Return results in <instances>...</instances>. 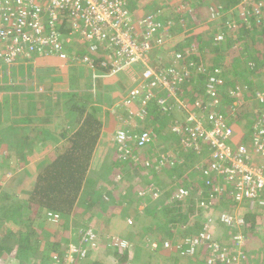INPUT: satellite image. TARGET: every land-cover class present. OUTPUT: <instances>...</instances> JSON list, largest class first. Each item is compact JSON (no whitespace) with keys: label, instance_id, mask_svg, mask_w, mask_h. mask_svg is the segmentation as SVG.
<instances>
[{"label":"trees","instance_id":"trees-1","mask_svg":"<svg viewBox=\"0 0 264 264\" xmlns=\"http://www.w3.org/2000/svg\"><path fill=\"white\" fill-rule=\"evenodd\" d=\"M260 2L261 0H174L173 3L168 2V4L164 6V9L153 13L162 25L159 36L163 37L164 41L175 34L177 35L180 33L184 35L186 46L181 44L183 48H178L175 53H181L183 55L182 59H179V66H182L185 70L187 69L189 74L198 73L197 80L199 83L197 84V91L199 94H204L205 85H208L207 81L209 77L214 74V69L219 68L222 71V76L225 80L223 84L225 91L221 93L223 99H220L221 104L217 111L223 115L226 125L235 129L237 141L230 140V145L233 148L235 142L237 145L246 144V141H249L250 134L254 132L253 122L242 123V121L250 119L254 115V112L252 113L251 111V104L257 108L256 110H258L259 104H264L260 103L257 94L259 92H264V7L260 9ZM182 5L186 7L180 10L179 8ZM210 9H212L215 13L214 15H216L212 20H208ZM199 10L203 12L205 15L204 17L201 16L202 12H199ZM214 25L215 29H212ZM218 25L221 26L219 29H226L220 32L225 36L224 40L221 42L215 41V36L219 33V29H217ZM66 26L68 28L65 31L68 34L70 25L65 24L64 27ZM227 29H232V31ZM137 33L140 36L142 30L140 31V29H137ZM141 40L142 37H138L137 42L139 43ZM191 44L196 45L195 50L191 47ZM72 48L73 50H68L73 51L74 55L77 56L78 52L75 53V47ZM160 52L161 50L158 48L153 49L151 57ZM86 53L87 52H82V57H84ZM176 55L177 54H172L175 60ZM210 58L214 59L212 60V64L208 62ZM95 60L93 66L111 75L113 67L109 62L107 66H103L102 63H98L99 61L102 62L101 60L97 58ZM70 61L73 60L70 59ZM192 61L196 62L198 66L203 67L206 71L202 72L199 71L198 68H191L189 63ZM171 63L172 61H170L169 65H171ZM196 69L198 72L194 71ZM123 74L125 73L120 72L112 75V78L121 75V80L125 82L127 77L123 76ZM250 76L253 83L248 81V77ZM192 78L194 79L195 77L191 75L189 79ZM231 91L236 92V94H231ZM73 94L74 93H71L69 96ZM239 100H241V106L236 111L233 107V103ZM67 102L72 117L70 119L72 123H69L70 126H67L64 131L65 134L68 132L71 133L66 139V143L63 145L64 149L50 150L48 164L39 170L31 193L24 195L22 198H19V200L7 194L1 197L0 207L2 206L3 209L7 211V218L10 220L16 218L17 220H14L16 223H28L29 226L32 225L31 216L33 217L32 214L35 213V216H38V214L41 215V219H43L42 223L45 224L47 222V215H44L42 213L43 211L46 212V214L49 212V219L54 221V216H58L57 220H62L63 218L67 219L66 217H70L72 214L79 219L81 212L87 209H89L91 213H96L97 206H100V211L106 209V207L100 204L103 199L99 200L94 197L93 194H90V191H96L97 183L88 176L94 155H98L97 153L102 150L98 143L104 127L102 122V110L99 108L96 110L88 108L91 102L82 106L79 105L82 103L71 102V100ZM138 102L140 105V101ZM256 102L259 104H256ZM158 107L159 105L156 97L150 100L146 105L149 115L154 116L156 112L166 114V112H163L161 108ZM55 113H58L57 116L59 115L58 111H52L51 115L53 116ZM209 115L210 113H208L205 118L206 123L210 122ZM169 117L170 115L167 117H155L156 122L154 128L157 130L155 129L156 131H153L156 136L157 134L161 136L164 132V129L168 125ZM53 119L54 118L48 117L45 119V122L48 123L50 120L53 121ZM56 119L58 124L59 118ZM27 120L28 121L25 122L29 124V126L25 128L29 127L30 130L35 128L33 125L37 126L42 122L39 116H30ZM235 122H237L238 125L237 129L234 127ZM184 127L185 124L182 125V128ZM169 135L172 139L171 141L175 145L174 148L178 154L177 157L169 158V161L165 164L159 165L161 157L157 156L154 159V166L153 164H151V166H146L144 162L136 163L131 159L125 160L122 159L119 154L114 153L112 164L105 170L101 178L102 180L104 179L103 181L106 183L108 176L110 177L114 173L113 180L110 182V184H112V188L109 191L110 199L115 202V204L121 200L122 207L118 206L121 216L129 217L135 215V224L133 222V225L128 226L126 230V234H129L128 236L131 235L130 238L127 239L128 242L125 241L122 247L119 245L120 248L118 247L113 250L117 264H129L131 261L129 253L132 248L135 249L133 256L134 258L136 257L137 260L140 251L138 246H147L145 241L148 237H155L158 240H162L164 238L163 235L168 237L172 234L171 231L174 230L177 223L180 225L187 223L189 218L196 211L197 203L201 199L210 198L209 192H211V187L208 186L207 179L199 172H196L194 167L196 164H202L203 159L207 158L212 151H207V146L203 148L204 150L200 154L194 146L185 150L181 142L184 132H171L170 129ZM29 139L35 140L32 136L29 137ZM168 140L169 139H165L166 142H169ZM144 155H146V153ZM150 155L151 154L147 152V156L144 157V159H148ZM177 158L183 162H177ZM6 167L10 169L9 165ZM161 167L163 168L161 169ZM2 168L4 167L2 166ZM133 170L139 175L134 177L131 176L130 174H132ZM149 175L150 178L151 175H153V177L158 176L155 184L151 183L150 178L146 180L145 177ZM221 183L222 182H219L217 184L223 186V183ZM116 185H121L120 190ZM153 187L155 192L162 193L161 197L157 199L149 198V196L146 195L137 197L139 191H143L144 194H147V192L152 194L151 191ZM180 189L189 190L190 196L184 200L176 198L175 195ZM114 192H118L120 198H117ZM230 201L231 200L227 199L224 201L219 200V207L225 208L227 203H230L228 208L235 209L236 204ZM144 202H147L148 205L143 211H140L138 209L139 205ZM86 206H89V208ZM29 208L35 211H31L30 213ZM76 208H78V211ZM90 208L92 210H90ZM50 214L53 216L51 217ZM146 217H152L151 224L146 226L138 222L140 218L145 220ZM242 217L245 219V233L249 232L250 238L252 234L256 233V229L259 230L257 224L258 215L244 211ZM77 224L82 226V219H79V223L77 221ZM161 225L166 226V229L160 231ZM134 227H137L139 231L133 232L130 230ZM230 229L231 228H229V230ZM232 229L233 230H230L231 234L235 236V227ZM85 230L88 229H84V231ZM93 230L95 232V229ZM4 232L5 236H0V257L4 259L1 260L0 258V263L12 257L26 259L27 262H31L30 264H65V249L59 247L57 245L58 243L55 241L51 243L52 248L49 249L43 257V260L41 262L37 261L35 255L44 254V252L42 253L43 250L41 251V246H43L44 243L41 242L40 244L37 242L39 244H37V249L33 252H30L31 249L29 245L30 242L32 243V239L38 238V234L40 233L37 232V230L32 229L25 233H19L18 235H15V233L8 229H5ZM194 232H196V230L193 228V230L181 232L180 236L185 237L189 234V237H193V234H195ZM231 234L230 236H232ZM54 235L56 240H60V233H54ZM233 236L229 238L232 239ZM4 239H10L12 243L6 245L3 243ZM99 239L100 238L97 236L96 241L98 242ZM219 240L222 241L221 239ZM232 241L234 244V238ZM176 247L177 246H173L172 248L176 249ZM204 250L207 249L203 248V251ZM175 251L178 253L177 249ZM203 253H205V251ZM205 255H208V253L203 254V256ZM185 256L186 254L178 253L176 258H173L171 261L175 264H178L180 261H189ZM203 260L204 259L201 261ZM80 261L81 260L77 258V264H79ZM168 261H170V259ZM173 262L171 264H174ZM87 264L111 263H100L98 261L89 260ZM216 264L220 263L216 262Z\"/></svg>","mask_w":264,"mask_h":264},{"label":"built area","instance_id":"built-area-1","mask_svg":"<svg viewBox=\"0 0 264 264\" xmlns=\"http://www.w3.org/2000/svg\"><path fill=\"white\" fill-rule=\"evenodd\" d=\"M130 1L0 0V67L12 66L20 60L30 61L33 56L75 61L77 56L68 49L78 44L85 45L90 54H98L101 48L112 49L108 56L113 67L111 76L124 72L134 84L118 105L121 104L129 110L130 120L141 125L138 130L117 129L108 147L122 159L144 162L146 166H151L148 159L136 154L137 150L151 145L156 137L155 132L145 126L150 118L146 105L156 97L158 105L165 110L169 100L176 99L178 86L184 84L192 73L189 74L187 69L179 66V59L183 57L181 53H175L176 60L173 59L171 65L161 57L154 64L156 67L152 65L155 61L151 57L153 49L161 50L165 43L164 38L159 36L162 25L156 15L147 14L141 20L142 40L138 43L140 36L128 9ZM65 24L70 25L68 34ZM218 38L222 39V35ZM193 49L195 50V46ZM95 61L90 55L83 57V62L90 67H93ZM137 65L142 66L141 74L135 69ZM189 65L199 71H206L194 61ZM222 78V71L219 68L214 69V74L209 77L205 87L208 100L199 98L194 101L198 113L188 109L185 102H180L187 112L183 123L185 127L182 128L183 124L177 123L172 131L184 132L181 142L186 148L194 146L199 154L206 146L212 151L211 163L198 167L211 187L210 201L202 200L199 203L200 211L214 213L216 200L230 199L236 204V212H264V120L257 123L246 144L233 148L230 145L233 130L226 125L223 115L217 111L221 104L220 92L224 88L225 80ZM231 94L234 95L235 92ZM258 96L263 102L262 94ZM239 105V101L233 103V107ZM205 112L210 113L209 123L205 122ZM169 158L170 155H162L159 165L165 164ZM214 180H222L223 186L214 183ZM140 195L145 194L140 192ZM189 196L187 189H180L175 195L182 200ZM243 205L245 208L241 209ZM233 211L212 214L198 236L178 244L176 249L181 254L197 256L201 249L206 248L209 252L207 264H239L235 257L231 263L227 247L222 246L220 240H214L210 231L211 225L216 221L226 228L244 225V217L239 218V213H232ZM54 219L57 220L58 216H54ZM81 233L86 247L71 245L65 252V264H77V258L85 260L92 248L95 249L94 230L90 228ZM244 241L243 235L234 236V244L241 246ZM118 244L122 247L124 242Z\"/></svg>","mask_w":264,"mask_h":264},{"label":"crops","instance_id":"crops-1","mask_svg":"<svg viewBox=\"0 0 264 264\" xmlns=\"http://www.w3.org/2000/svg\"><path fill=\"white\" fill-rule=\"evenodd\" d=\"M133 6V11L137 12L140 10V5L136 2ZM151 8H148L147 10H144L143 12L139 13L143 14L144 16L148 13H156L159 10H162L163 8L160 6L158 7L155 3H150ZM146 12V13H145ZM145 13V14H144ZM140 22V21H139ZM138 22V23H139ZM136 23V29H140V31H143V27L139 26V24ZM212 29L213 28L212 26ZM182 34H175L172 36L171 44H170V50L172 53H169V56L171 61L173 59L172 54H175L176 50L178 48H183L181 46L182 41ZM181 42V43H180ZM213 45V44H211ZM214 46V45H213ZM75 47V46H73ZM215 47V46H214ZM73 50V48H71ZM110 50L106 48H101L97 53L90 54L87 47L85 45H79L75 47V53L77 54V61L74 63H68L67 61H63L58 58L53 57H39V56H33V58L30 61L26 60H20L16 64L10 66V65H3L0 67V189L2 190L0 194V200L1 197L4 194H7L8 196H14L16 198H20L19 194L17 192H20L21 194L26 195L31 193L33 186L35 185V179L37 177V174L39 173V170L48 164V156L46 160L41 161L38 163L37 167L34 165V169L29 171V168L25 167L29 166V159L37 158L39 155L46 156V153L49 155L51 149H64L63 145L66 143V139L71 135L70 132L67 134L64 133L65 128L67 126H70L69 123H72L70 120L71 113L69 112V106L67 105V101L71 100V102L75 103H82L79 104L80 106L89 104L88 108H92V110L101 109L103 113V124L104 127L102 129L101 138L99 140V146L103 148L102 146V137L104 136V132L109 131V133L113 134L120 126V124L117 122V119L115 118L116 114H121V109H125L121 104L118 105L122 101V98L130 91V89L134 86V84L131 82L128 76L123 74V76L127 77V80L123 82L120 78V76L116 78H112L113 76L106 73V71H103L102 69H98L97 67L93 66L90 67L87 65V63L83 62V55L82 52H87L85 55H90L94 59H99L102 62H98L99 64L102 63L103 66H107L108 62H110L109 59V52ZM73 52V51H72ZM154 57V56H152ZM155 66L154 64H152ZM156 67V66H155ZM198 72V70H194ZM195 78L188 79L189 82L184 84L181 87V90L179 91L181 100L188 104V106L192 105V99L193 96L198 94L200 97L203 98V94H199L197 91V84L198 82V73L192 74ZM251 76L248 77V81H251ZM253 83V82H252ZM264 84V82H263ZM196 85V87H195ZM257 85V84H254ZM195 88V89H194ZM92 90V92H91ZM74 93L73 99L72 96H69V94ZM79 95H78V94ZM190 98V99H189ZM84 102V103H83ZM54 109V110H52ZM254 109V114L255 110ZM59 112L55 113L53 116L51 115V112ZM258 111V110H256ZM47 113V115H46ZM185 113V115H183ZM181 114L182 120L186 116V112L176 108H173L171 112L166 111L165 113L162 112H156L147 120L145 126L147 128H150L151 126L154 131L157 129L154 128V124L156 122L155 117L160 116H168L169 120L173 119L177 121L178 115ZM34 116H39L42 119V122L39 123V125L35 127L33 130H30V128H25L29 126V124H26L25 121H28L29 119ZM48 117L54 118L53 121H49L48 123L45 122V119ZM254 115L251 117L252 120L254 119ZM59 118V123L57 124V119ZM111 119V126L106 127V120L105 119ZM168 119V118H167ZM115 122V125L113 124ZM127 125V124H124ZM159 128V127H158ZM156 129V130H155ZM107 133V134H109ZM40 134V135H39ZM39 135V136H37ZM165 135V132L162 133V136ZM34 137L35 140L29 139V137ZM160 140V135L156 136V138L153 141L152 146H148L143 150H137L136 154L146 157L147 152H149L151 155L149 156L148 160H154L156 156L163 152L170 151L165 150V148H162L161 143L159 144L158 141ZM34 145V146H33ZM166 146V145H165ZM150 148V149H149ZM149 149V151H148ZM39 152V154H38ZM146 153V155H144ZM174 154V152L172 153ZM175 155V154H174ZM176 153V157H177ZM152 157V159L150 158ZM38 159V158H37ZM178 159V158H177ZM179 163L183 162L182 160L178 159ZM9 165L10 169H8L6 166ZM182 165V164H180ZM2 166L4 168H2ZM163 167H161L162 169ZM9 173L12 174L10 179V185L12 184L14 189L9 186V184L3 188L1 184H4L2 181H4V177H8ZM10 176V175H9ZM88 177V176H87ZM12 178V179H11ZM14 178V179H13ZM146 180L150 178V175L145 177ZM151 183L155 184V182L158 179L157 177H153L151 175ZM2 182V183H1ZM2 186V187H1ZM139 191L137 193V197L140 196ZM152 194H145L146 196H149V198L157 199L162 196V193L155 192L154 187L152 189ZM150 192V193H151ZM175 194V193H174ZM145 197V196H143ZM165 197V196H163ZM174 197V195H173ZM147 198V197H146ZM143 199V198H142ZM1 205V204H0ZM147 202H144L143 204L139 205V210L143 211L146 206ZM2 207V206H1ZM0 207V209H1ZM7 209V208H6ZM78 208H76L77 210ZM31 211H35L33 209H30ZM3 213L1 215L2 218L6 220L9 224L14 225V228L7 227L6 229L12 231L15 233V235H18L19 233H22L25 231L34 230L32 225L29 226L28 223H16L14 220H10L7 218V211L5 209L2 210ZM10 212V211H9ZM242 212V211H241ZM247 212V211H245ZM29 213V211H28ZM44 215H47V222L49 225L46 227L47 231L42 234V236H39L37 239H32V243L30 242V252H33L35 249H37V244H41V242L44 243L43 246H41V251L43 247L51 249V243L55 241L58 243L57 245L66 252L69 250L71 245H76L81 248H85L86 244L83 241V234L81 232L84 231V229H90V226L88 227H80L77 222L74 221V217L78 220L77 216H74L73 214L70 217H66L67 219H60V220H50L49 219V212H42ZM250 214H256L258 215L257 219H263L264 213L262 211L260 212H249ZM34 214V213H33ZM118 214V213H117ZM74 216V217H73ZM260 216V217H259ZM0 217V218H1ZM238 217L243 219L241 213L238 214ZM127 217H123L119 214L118 217H108L106 220L107 224L110 226V229L116 228L118 232H123L128 228V226L133 225L130 224L129 220L126 219ZM65 220V221H64ZM205 220V219H204ZM202 216L199 209H196L194 214L189 218L187 223L185 224H176L174 227V230L177 231H189V230H196L193 234L194 237L198 236L199 233L202 230ZM245 220V219H244ZM68 221V222H66ZM245 222V221H244ZM45 223V225H46ZM64 223V224H63ZM68 223V225H67ZM223 230V226L220 225ZM82 228V229H81ZM161 228L163 230L166 229V226L161 225ZM230 230H233L230 227ZM259 231L263 232L264 235V225H258ZM81 229V230H80ZM227 230L226 233L217 231V236H220V239L222 240L221 244L224 247H227L229 257L231 258V263H233V257L236 258L237 263L239 264H264V241H261V243L257 242V234H252V236L249 238V232H246V226L241 225L239 227L235 226V236L241 234L245 237V241L241 246L237 244H233L232 239L234 236L231 234V231L229 228H224ZM80 230V231H79ZM172 230L171 232H174ZM230 232H229V231ZM79 231V233H78ZM109 231V230H108ZM74 232V233H73ZM54 233H60V240H56L54 237ZM229 233V235H228ZM230 234L233 236L232 239L229 237ZM40 235V234H39ZM75 235V236H74ZM96 239L97 240V234ZM113 234L107 236L109 237L112 242V238L116 237L112 236ZM125 234H121V239L123 242L127 241L126 238H124ZM180 236V235H179ZM190 235L187 237H179L173 236L172 234L168 237L163 235L162 240H158L155 237H148L146 239L147 246L146 249L149 250L148 257L150 260V264H167L172 263L173 258H176L178 253H176V249L172 248L173 246H177L180 243H183L186 238H190ZM69 237L71 238L72 242H70ZM259 238V237H258ZM76 239V240H75ZM75 240L76 242H74ZM101 239L99 241H96L95 244V250L99 253L97 258L94 259V261H98L100 263H111V253L109 254L106 250H101ZM121 241V242H122ZM39 242V243H37ZM128 242V241H127ZM100 245H99V244ZM247 246V250H246ZM111 247L114 249L118 248L119 245H111ZM120 248V247H119ZM125 249V248H124ZM230 249V250H229ZM132 250H135L132 248ZM40 251V252H41ZM44 251V250H43ZM42 251V252H43ZM131 251V249H130ZM178 251V250H177ZM94 252V249L90 251V254L88 255V258L90 255ZM134 253V251H133ZM46 255L44 253L41 255L38 259L41 262L43 260V257ZM114 256V253L112 254ZM130 258H132L131 253H129ZM112 256V257H113ZM209 256V253H208ZM1 260L4 259L3 257H0ZM93 258L90 257L87 260H81V264H86L89 260ZM16 258H12L14 260ZM170 259V261H168ZM25 260V259H23ZM132 260V259H131ZM4 261V260H3ZM83 261V263H82ZM194 256L191 258V262H194ZM117 263V261H115ZM200 260L198 262L195 261V264H199ZM201 264V263H200ZM225 264V263H221Z\"/></svg>","mask_w":264,"mask_h":264},{"label":"rangeland","instance_id":"rangeland-1","mask_svg":"<svg viewBox=\"0 0 264 264\" xmlns=\"http://www.w3.org/2000/svg\"><path fill=\"white\" fill-rule=\"evenodd\" d=\"M133 1H135L136 3H138L140 5V10L137 11V12H134L132 14V16L134 18V21L136 20V22H138L139 19H143L145 17L143 14H140V15H138V14L141 13V12H143L144 10H147L148 8H151L150 3L151 4L152 3H155V4H157L158 7L161 6L164 9V6L166 4H168V2L169 3H173L174 2V0H133ZM184 7H186V6L182 5L179 9L180 10H183ZM189 11H192V10H189ZM199 12H202V11L199 10ZM214 14L215 13L213 11H211V9H210V13L208 15L209 16L208 20L209 19L212 20L216 16ZM201 16H203V17L205 16L203 14V12H202ZM218 26H217V29H219ZM213 28H215V25L213 26ZM183 36H182V38H181L180 41H182V44H184L186 46V42L184 41L185 39H184ZM171 37H168L166 39V41L164 43V46H162L161 52L153 57V59L155 60L153 62V64H156V62L159 61L158 60L159 57L164 58V61L167 64H169L170 57H168V56H169V53H172L170 50H168V49H170V44H171L170 42L172 40ZM194 46L196 47L195 44H193V45L191 44V47L192 48H194ZM65 47L66 48H69L68 45H65ZM109 50L111 51L112 49L109 48ZM212 60H214V59L210 58V60L208 62L212 64ZM91 92H92V90H91ZM224 99H225V97H224ZM256 104H258V102H256ZM176 109H179V108H176ZM254 109H255V106L253 104H251V111L253 112ZM191 110L194 111V112L196 111L193 108V106L191 107ZM121 111H122L121 114H116L115 113V116H116L115 118L117 119V122L120 124L119 125L120 126L119 128H121V129H123V128H127V129L131 128V129H137L138 130L140 128L139 125H141V123L138 124L136 121L134 122V121L130 120L129 119V112L127 110L121 109ZM183 115H185V113H183ZM176 119H177V121L179 123H182L183 122V121H181L182 120L181 114H179ZM105 120H106V122H105L106 125L105 126L106 127L111 126V124H110L111 123V121H110L111 119L109 120V119L106 118ZM252 121L253 120L250 118V119H245L244 121H242V123H252ZM172 122H173V119H170L168 121V125L164 129L165 135L162 136V134H161L160 140L158 141L159 144L161 143L163 149L165 148V145H166L165 139L166 140L169 139L168 141H169L170 145H172V143H173L171 141L172 139H171V137L169 135L170 125L172 124ZM113 124L115 125V122H113ZM124 124H127V125H124ZM146 124H148V123H146ZM149 127L152 128L151 126H149ZM234 127H236V129H237V127H238L237 122L234 123ZM107 133H109V131L104 132V136L102 137V140H101L103 148H102V150L99 151V153H97L98 155H96V156L94 155V158L92 160V163H91V166H90V169H89V172H88V176L97 183L96 191L95 190L94 191L92 190V191H90V194H93L94 197H96L99 200L103 199V201L100 204L102 206L106 207V209L105 210L102 209V211H100L101 210V209H99L100 206H97L98 207L97 208V211L98 210L99 211L98 212L96 211V213H91L89 211V209H87L86 211L81 212V216H80L79 219H82V221H83V225L82 226H85V227H87V226L89 227L90 226V228L95 229V233L102 240L100 242L102 244L100 251L106 250V251L109 252V254L111 253V257H110L111 258V264H117V263H115L116 259L112 255L114 253V251H113V248L111 247V245H115L116 246V244H118V242H121L122 241L121 234L124 233L125 234L124 235L125 236L124 238H126V239H129L131 235L128 236L129 234H126V230L127 229L124 230L123 232H118L116 230V228L110 229V226L106 222V220L108 219V217H118L119 216V213H120L119 212L120 211V208L118 206L122 207V204L120 202L121 200H119V202L117 204H115V202L111 201L110 195H109V191L112 188V184H110V182H111V180H113V174L114 173L110 177L108 176L106 183L103 181L104 179L103 180L101 179L102 176L104 175L105 170L112 164V158L114 156V150H112V149H110L108 147V143H110L111 139L113 141V134H111V133L107 134ZM235 144H237V143L235 142ZM38 154H39V152H38ZM44 155H39V157H37L38 159L37 158L29 159L28 160V162H29L28 164H29L30 167H28V165L25 166V167L29 168V171H31L32 169H34V167H35L34 165H36V167H37L38 163H40L43 160H46L48 154L46 153V156H44ZM9 175H8V177H6V176L4 177V181H2L4 184H1V185L3 186V188H5L9 184V186L14 189L13 185L12 184L10 185V182H9L10 181L9 177H11L12 174L9 173ZM130 175L134 177V176H137L139 174L133 170L132 171V174H130ZM220 181H222V180H220ZM116 187L117 188L119 187V190H120L121 185H116ZM1 192H2V190L0 189V194H1ZM17 193L19 194L20 198L23 197V194H21L20 192H17ZM114 193H115V195H116L117 198L118 197L120 198V194H118V192H114ZM214 205H216V203ZM229 205H230V203H227V205H226L225 208L224 207L221 208L222 211L221 210H218V211H220V212H223L224 211L225 212V210H227L229 212V211H233L234 210L232 213H235V214L241 213V215L243 216L244 210H240L239 212H236L235 209L228 208ZM86 207L89 208V206H86ZM244 208H245V206L243 205L241 207V209H244ZM90 210H92V209L90 208ZM77 211H78V209H77ZM2 213H3V211H0V214L1 215H2ZM1 215H0V217H1ZM32 215H33V217L31 216L32 226H33V228H35L34 230H37V232L40 233V235L38 234V238H39V236H42V234H44L47 231L46 227H48L49 224L46 223V225H45V224L42 223L43 222V219H41V215L40 214H38V216L37 215L35 216V213L32 214ZM46 219H44V220H46ZM79 219L77 220L74 217V221L75 222L78 221V223H79ZM126 219H128L129 222L131 220L130 224L132 223V220H133V222L135 224V215L129 216ZM14 220H17V219L15 218ZM138 222L147 226V225L151 224L152 217H146L145 220H143V219L140 218V220ZM138 222H137V224H138ZM203 224L204 223H202V225ZM257 224L258 225H261V224L264 225V218L263 219H257ZM82 226H80V227H82ZM211 226H213V234H215L214 237H213L214 240H217V238L220 239V236H217V233H216L217 231H221V232H224V233L227 232V230H225L224 228H223V230L221 228H218V227H221V226H218V225H216L214 223ZM7 227L14 228V225L9 224L8 222H6V220L4 218L1 217L0 218V236L1 237L5 236V232L4 231H5V229ZM130 230H132L133 232H138L139 231V229L137 227L131 228ZM161 230H163V229L161 228L160 231ZM79 231H78V233H79ZM181 232L182 231L174 230V232H172V235L173 236H176L177 238H179L180 237L179 235H180ZM255 232L257 234V237H256L257 238V242L258 243H261V241H264L263 232L262 231L260 232L257 229L255 230ZM111 234H113L112 236H115V234L117 235L116 237L112 238L113 241L115 242L114 244L111 243L112 240L109 237H107V236H109ZM188 235L189 234H187L186 237ZM69 240H70V242H72V240H71L70 237H69ZM75 240H73V241L76 242ZM3 243L6 244V245H10L12 243V241L10 239H8V240L4 239ZM138 248H140V251H139L138 259L137 260H136V257L134 258V256H133L134 255V253H133L134 250H131L130 251L131 256H132V258H131L132 260L129 262V264H150V260H149V257H148L149 250L146 249V247H139L138 246ZM42 250H44L43 251L44 253H47L49 251V248L43 247ZM98 252L96 250H94V252L90 255V257L93 256V258L91 259V261H94V259L97 258L98 254H99ZM207 253H208V251H205V253H203V254H207ZM41 255L42 254L35 255V258H37V261H39L38 258ZM194 260L196 262H198L199 257H194ZM195 261L194 262H191V261L185 260L184 261L185 263L180 261V262H178V264H195ZM30 263L31 262H29V261L27 262L26 259L23 260L22 258L21 259L20 258H16V259L12 260V257H9L8 259L2 261L0 264H30ZM168 264H170V263H168Z\"/></svg>","mask_w":264,"mask_h":264},{"label":"clouds","instance_id":"clouds-1","mask_svg":"<svg viewBox=\"0 0 264 264\" xmlns=\"http://www.w3.org/2000/svg\"><path fill=\"white\" fill-rule=\"evenodd\" d=\"M135 1H133V0H131L130 2H129V4H128V9L130 10V12H131V14H133L134 13V11H133V6L132 5H134L135 3H134ZM259 6H260V9L262 8V7H264V1H262L261 0V2H260V4H259ZM211 11H212V9H211ZM258 11H260V10H258ZM149 14V13H148ZM146 16V15H145ZM141 20L142 19H139V23L138 22H136V20H135V23H138L139 24V26H142V23H141ZM143 27V26H142ZM221 26H219V28H220ZM229 28V27H228ZM226 29H219L218 30V32L219 33H217L216 34V36H215V41L217 42H221V41H223L224 40V38H225V36H224V34L223 33H220V32H223V31H225ZM227 30H229V31H232V29H227ZM222 35V39H219L218 38V36L219 35ZM141 37V36H140ZM110 52V51H109ZM173 57V56H172ZM173 59H174V57H173ZM172 59V60H173ZM76 61H77V59H76ZM75 61V62H76ZM170 61H171V59H170ZM170 61H169V63H170ZM67 62L68 63H74V61H70V60H67ZM166 67H168L167 65H166ZM136 70H137V72L139 73V74H141L140 72H142V66H139V65H137L136 66V68H135ZM188 82V80L184 83V84H186ZM184 84H181L180 86H178V88H177V97H176V99H170L169 100V103L167 104V106H166V109L165 110H163V108L162 107H158V108H161V110L163 111V112H166V111H168V112H171L172 111V109L173 108H180L181 110H183V111H185L186 112V110L184 109V108H182L181 107V105H180V102H184V101H182L181 100V97H180V93H179V91L181 90V87L184 85ZM205 87H206V85H205ZM223 91H225L224 90V88L221 90V92H220V98L221 99H223V97H222V95H221V93L223 92ZM231 92H233V91H231ZM230 92V93H231ZM235 94H236V92H235ZM257 94H262V96H263V98H264V92H259V93H257ZM160 95H165V93H160ZM199 98H201L202 100H204V101H207L208 100V94H207V92H206V90H205V92H204V94H203V98L202 97H200L198 94H196V95H194L193 96V99H192V106H193V108L196 110L195 112L194 111H192V112H194V113H198V110L194 107V101L196 100V99H199ZM190 99V98H189ZM258 99H260L259 97H258ZM239 102H240V105L239 106H237V107H234L235 108V110L237 111L239 108H240V106H241V100H239ZM260 103H264V101L262 102L261 100H260ZM187 104V103H186ZM259 104V103H258ZM188 105V104H187ZM192 106H188V109H191V107ZM128 112H129V110H127ZM187 113V112H186ZM253 113V112H252ZM207 114H208V112H205V116H207ZM236 114V113H235ZM187 115V114H186ZM254 119L255 120H253L252 122H253V124H254V127L257 125V123L258 122H260V121H263L264 119V104H259V108H258V111H256L255 110V114H254ZM150 117H151V115H150ZM185 118H186V116H185ZM185 118L183 119V122L182 123H179L178 121H173L172 123H174V124H171V126H170V129H171V132H173L172 131V128L178 123V124H183L184 123V121H185ZM252 119V118H251ZM230 128H232V130H233V135H232V138H231V140H236V132H235V129L233 128V127H230ZM118 129H121V128H118ZM125 129V128H124ZM127 129V128H126ZM151 129V128H150ZM152 131H153V129H151ZM154 132V131H153ZM114 133L115 132H113V135H114ZM159 136V135H158ZM252 136V134H250V137ZM156 138V137H155ZM246 142H248V141H246ZM153 145V143L151 144V145H149V146H152ZM166 145L167 146H165V150H167V151H170V153H168V152H163V153H161V154H159L158 155V157H161L162 155H170L171 156V158H174V157H176L175 155H176V151H175V146H174V144L172 143V145H170V143L169 142H166ZM183 145V144H182ZM239 145V144H238ZM237 144H235L234 143V148H236L237 146H238ZM184 146V145H183ZM148 147V146H147ZM145 149V148H144ZM183 149H188V148H186L185 146L183 147ZM143 150V149H142ZM207 151H209V149L207 150ZM174 152V154H172ZM115 153V152H114ZM210 156H211V153H210V155L207 157V158H209V159H207V158H205V159H203V163L202 164H196L195 165V167H194V169L196 170V172H199L200 174H202V176L206 179V177L203 175V173L201 172V170H199L198 169V167H205V166H207L209 163H211L210 162ZM157 157V156H156ZM156 157H154V158H156ZM151 159H152V157H150ZM148 161H150L151 162V164H153V166H154V160H148ZM213 178V177H212ZM214 183H219V182H222V181H219V180H214L213 181ZM202 200H206V201H210L208 198L206 199V198H203V199H201L198 203H197V209H200L199 208V203L202 201ZM217 202H216V205L214 206V208H213V211H214V213H208V212H202V211H200L201 212V216H202V220H204L203 221V225H202V229H203V226H205V224L207 223V221H208V218H210V216L212 215V214H218V213H220V211H218V210H221V208L219 207V200H216ZM222 211V210H221ZM224 212V211H223ZM225 212H228L227 210H225ZM214 224H216V225H218V226H220L221 225V223H219L218 221H216ZM223 226V225H222ZM224 227V226H223ZM224 228H226V227H224ZM202 231V230H201ZM210 231H211V235H213V237H214V235L215 234H213V226H211V228H210ZM201 233V232H200ZM190 238H194V236L193 237H190ZM187 239H189V238H186L185 240H187ZM217 240H219L218 238H217ZM205 251H207V250H205ZM179 252V251H178ZM209 253V252H208ZM179 254H181L180 252H179ZM186 258H188V260L189 261H191V258L193 257V256H191V255H189V254H186V256H185ZM194 257H199V260L201 261L202 259H204L203 261H201L200 263L201 264H207V258L209 257L208 255H205V256H203V249H201L200 251H199V253H198V255L197 256H194ZM88 259V257L85 259V260H87ZM199 263V264H200Z\"/></svg>","mask_w":264,"mask_h":264}]
</instances>
